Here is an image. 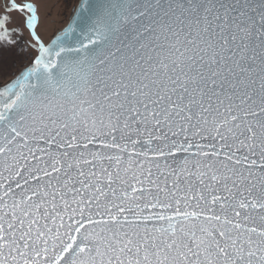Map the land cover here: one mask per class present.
<instances>
[{
  "label": "snow or ice",
  "instance_id": "1",
  "mask_svg": "<svg viewBox=\"0 0 264 264\" xmlns=\"http://www.w3.org/2000/svg\"><path fill=\"white\" fill-rule=\"evenodd\" d=\"M12 10L0 264H264V0H82L47 45Z\"/></svg>",
  "mask_w": 264,
  "mask_h": 264
},
{
  "label": "rangeland",
  "instance_id": "2",
  "mask_svg": "<svg viewBox=\"0 0 264 264\" xmlns=\"http://www.w3.org/2000/svg\"><path fill=\"white\" fill-rule=\"evenodd\" d=\"M76 1L77 0H15V3L19 6L33 3L37 6V15L39 18L37 33L41 36L44 42H47L54 32L65 25ZM10 2L11 0H0V17L5 14L10 16L11 21L7 24V27L9 31L12 32V35L9 37L12 41L11 45L0 46V84L9 81L8 77L10 75L8 76V74L14 71V64L18 61V47L21 45L20 50H23L24 46L27 45L25 42L26 39H28L29 42H32L26 28V20L29 13H27L26 10L23 12L18 10L8 12ZM21 35L24 36L22 37L23 39H21ZM18 38H20V40H18ZM18 41L23 43V45L17 43ZM30 53L35 55V52H32L29 47L26 54L28 62L32 61V59L30 60L29 58Z\"/></svg>",
  "mask_w": 264,
  "mask_h": 264
},
{
  "label": "flooded vegetation",
  "instance_id": "3",
  "mask_svg": "<svg viewBox=\"0 0 264 264\" xmlns=\"http://www.w3.org/2000/svg\"><path fill=\"white\" fill-rule=\"evenodd\" d=\"M65 2H67V1H65ZM72 2H73V1H72ZM38 27H39V23H38ZM38 27H37V28H38ZM26 28H27V30H28V34H29V33H30V32H29V28H28L27 26H26ZM37 32H38V29H37ZM29 36H30V35H29ZM19 37H20V36H19ZM22 37H24V36L21 35V39H23ZM30 37H31V36H30ZM18 40H20V38H18ZM31 40H32V37H31ZM25 42H26L27 45L24 46L23 50H20L21 45H20V47H18V49H19V55L17 56V57H18V61H17V63L14 64V66H15L14 71H12L11 73L8 74V76L10 75V76L8 77L9 80L12 79L13 77H15V75L18 74V72L20 71V69H21L22 67H24V66L30 64V62H31V61L28 62V60H27V55H26V54H27V50H28V48L30 47L32 52H35V51L33 50L32 46H31L32 42H29L28 39H26ZM43 42H44V41H43ZM17 43H20V44L23 45V43H21L20 41H18ZM44 43L46 44L47 42H44ZM33 55H34V54H32V53L29 54V58H30V60L32 59Z\"/></svg>",
  "mask_w": 264,
  "mask_h": 264
},
{
  "label": "water",
  "instance_id": "4",
  "mask_svg": "<svg viewBox=\"0 0 264 264\" xmlns=\"http://www.w3.org/2000/svg\"><path fill=\"white\" fill-rule=\"evenodd\" d=\"M91 2H93V3H102L103 0H91ZM81 3H82V0H77V1L75 2L74 7L72 8L71 14H70V16H69L67 22H66L65 25H63L60 29H63V28L68 24L69 20L74 18V10L77 9V8L80 6ZM60 29H59V30H60ZM29 31L31 32V29H29ZM51 38H52V36L50 37V39H51ZM50 39L47 41V43H46L45 45H47V44L50 42ZM12 79H14V77H13ZM12 79H10V80H12ZM10 80H9V81H10ZM7 82H8V81H7Z\"/></svg>",
  "mask_w": 264,
  "mask_h": 264
}]
</instances>
